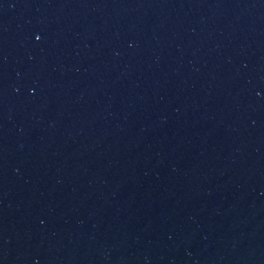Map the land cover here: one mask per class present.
Returning <instances> with one entry per match:
<instances>
[{
    "label": "water",
    "instance_id": "95a60500",
    "mask_svg": "<svg viewBox=\"0 0 264 264\" xmlns=\"http://www.w3.org/2000/svg\"><path fill=\"white\" fill-rule=\"evenodd\" d=\"M0 264H264V0H0Z\"/></svg>",
    "mask_w": 264,
    "mask_h": 264
}]
</instances>
